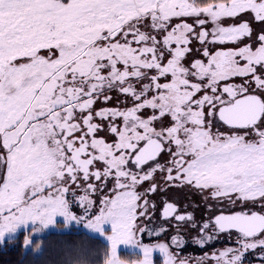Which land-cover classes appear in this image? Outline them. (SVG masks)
Returning <instances> with one entry per match:
<instances>
[{
  "label": "snow or ice",
  "instance_id": "6c2138e0",
  "mask_svg": "<svg viewBox=\"0 0 264 264\" xmlns=\"http://www.w3.org/2000/svg\"><path fill=\"white\" fill-rule=\"evenodd\" d=\"M243 14L264 24V0H0V243L26 231L24 247L38 252L31 237L60 218L104 238L102 264H126L122 247L140 257L128 264H154L156 254L162 264H244L250 251L264 253V34L255 48H204L206 62L184 63L194 39L251 37L248 21L222 23ZM112 92L132 106L96 110ZM105 129L111 142L98 135ZM157 173L169 186L251 205L200 223L163 205L162 218L194 230L201 248L233 232L238 247L192 258L173 250L186 243L179 234L143 244L137 221L152 219L145 196ZM109 181L112 195L98 204ZM146 181L147 193L137 191Z\"/></svg>",
  "mask_w": 264,
  "mask_h": 264
},
{
  "label": "rangeland",
  "instance_id": "374dc122",
  "mask_svg": "<svg viewBox=\"0 0 264 264\" xmlns=\"http://www.w3.org/2000/svg\"><path fill=\"white\" fill-rule=\"evenodd\" d=\"M240 21H248L250 23V26L252 28L251 37L243 38L237 44H224V45H221V46H223L225 48V50H227L229 48L243 47L245 44H251L253 46V48H255L258 45V43H259V41L257 39L258 35L264 34V24L257 23L254 20H252L250 14H243L242 16L237 17L235 20L225 19V20L222 21V23L225 26H227V25H230V24H233V23H238ZM187 22L192 23L193 22V18H187ZM194 27H197V29H199L198 25H194ZM205 27L210 30L212 25L209 24V25H206ZM251 39H252V41H251ZM212 45L216 46V44H212ZM207 46H210V45L209 44L201 45L199 43V41L194 39L192 44H191V46H190L193 49V51L189 53V57L190 58H195L196 57L197 59L201 57V58L204 59V61H207V57H204L203 56V52H202L204 50V48H206ZM110 95L112 96V99L109 100V101L116 105L115 108L119 107V106H117V104L119 102V98L118 97L114 98L116 95H113V94H110ZM111 108H113V107H111ZM99 109H101V108L98 107L97 110H99ZM147 110H149V109H147ZM147 110H145V111H147ZM103 123L106 124L107 122L105 121ZM117 123H118V121H117ZM213 128L215 130L214 126H213ZM220 130L221 131H225L221 127H220ZM225 132H227V131H225ZM98 135L103 136L106 140L111 142L110 139H109V135L111 136V134L107 132V129H105V131H103V132L98 133ZM152 182L153 181H146L144 184L149 186ZM155 182L159 185V187L157 189L158 192L156 191V193H162L164 196L167 197V199H169L171 201H174V202H178V203L182 204L183 206L189 208L191 211H193L194 217H197L199 219H202V217H207L204 214V211H206L208 213V215H210L211 213L213 215L216 212H218L219 210H223V209L224 210H233V209H235L234 207L236 205H238L239 209H241V210H248L249 208H252L251 205L244 206V205H241L239 202H237L235 205H232V204L228 203L226 200L214 199L210 195V190H205V191L201 192L200 190L192 188L190 186H169L162 179L160 173L156 174ZM111 184H112V182L109 181V186L106 187L103 192H98L96 197H94L97 200L98 204H99V200L104 195H106V194L107 195H112V193L109 191V189L111 187ZM143 190H144V187H143V184H142V185H140L138 187L137 191L143 193ZM184 200L187 201V202L189 201V203H184ZM72 210L75 213H77V214H81L83 212V209L78 207V206H76V205L73 206ZM252 210H256L257 211V210H259V208L258 207L257 208H253ZM93 211H97V209L94 208ZM137 225H138V227H141V223H139L138 221H137ZM72 227H75L78 230L80 229V230L86 231V233L89 234L88 231L86 229H84L82 226L73 225ZM152 229L146 230V232L144 234V237H145V239L149 238L150 242L149 243L144 242V244L166 243L165 242L166 238H163V240L160 239V236H162L164 234V232H161V234L159 236H157V235H154L152 233V231H153ZM68 230H69V228L65 229L64 225L62 223V220H60V218H58L57 227L49 229L43 234H46V233L51 232V231L65 232V231H68ZM20 233H23L24 235H27L26 231H22ZM20 233H17L16 236H11V237L6 238V240H12V239L18 237V235ZM43 234H39V235H43ZM150 234H152V235H150ZM178 234L181 235L184 240H185L184 237H186V239H187L186 241L192 240L193 243H195L194 237L196 236V232L190 233L188 230H185V228H182V229H180L178 231L177 228H176L175 229V233L171 236V238L173 236H175V235H178ZM89 235L98 238L99 240H101L103 243L106 244V241H104L103 237H99L98 235H95V234H89ZM141 235H140V239L142 237ZM35 237H36V235H33L31 238L33 239ZM236 237H237L236 234H233L231 236L222 235L218 239L214 240L212 243L208 244L204 248H201L200 246H198L196 244L198 247L194 246V247L188 248V249H192L191 252H179V253H180L181 256L199 258L201 256H204L205 253H208V254L216 253V252L221 251V250H223L224 248H227V247L235 248V247H238V245L236 244ZM171 238H170V240L167 243L171 242ZM152 240H153V242H152ZM193 243H189V244H193ZM185 245H186V243H185ZM24 249L27 251V250H31L32 248H31V246H29L28 248L24 247ZM173 250H176L175 247H173ZM40 251L37 252L35 250V253L38 254V253H40ZM121 252H123L125 254V258H122V257L121 258L126 261V264H128L129 261L138 260L140 258L139 256L131 255L130 254L132 252L131 249H125V248L122 247L121 248ZM261 255H264V253H261L260 249H257L255 252H251L250 251L245 257L244 264H260V256ZM154 264H162V258L159 256V254H156V256H154Z\"/></svg>",
  "mask_w": 264,
  "mask_h": 264
},
{
  "label": "trees",
  "instance_id": "16d2710c",
  "mask_svg": "<svg viewBox=\"0 0 264 264\" xmlns=\"http://www.w3.org/2000/svg\"><path fill=\"white\" fill-rule=\"evenodd\" d=\"M24 234L0 243V264H102L107 245L83 230L70 227L68 231H51L36 235L33 240L41 245L40 253L24 249ZM125 258L123 252L120 253Z\"/></svg>",
  "mask_w": 264,
  "mask_h": 264
},
{
  "label": "flooded vegetation",
  "instance_id": "af4514ba",
  "mask_svg": "<svg viewBox=\"0 0 264 264\" xmlns=\"http://www.w3.org/2000/svg\"><path fill=\"white\" fill-rule=\"evenodd\" d=\"M252 41V39H251ZM208 49V51L210 53H214L215 51L217 50H225V48L223 46H221L220 44H216V46L214 45H210V46H207L206 47ZM203 52V51H202ZM201 52V53H202ZM197 58H190L189 57V53L187 54L186 58H185V61L184 63L186 65L190 64L193 60H196ZM199 60H204L203 58H198ZM206 62V61H205ZM164 82H167V80H165ZM233 82L235 83H240L241 80L240 78H236ZM110 94H113V95H116L114 98H119V102L117 104V108H124V107H131L132 106V103H131V100L129 99L128 100V103L127 104H124L122 103V101H124L126 98L121 95L120 93L118 92H112ZM122 99V100H121ZM116 105L114 103H111L110 101H107V102H104L103 99H100L96 102V104L94 105V108L97 110V108H111V107H115ZM141 115H144L145 117L151 115V110H147V111H144ZM119 123V121H118ZM158 124L160 123L159 121L157 122ZM164 123H168V120L167 118L165 119ZM213 126L216 128L217 124L216 122L214 121L213 122ZM222 129H224L225 131L227 132H230L232 130L230 129H227L226 126H221ZM242 131V130H241ZM109 139L110 141L113 139L112 136L109 135ZM168 160H169V154L168 153H162L161 154V157H160V163L161 164H164V165H167L168 164ZM150 186V185H149ZM149 186L143 184V187H144V190H143V193H147V189L149 188ZM158 192V191H157ZM145 198H147L149 200L150 203H154L155 204V209H149V215L152 216V219L151 220H148L146 218H143L141 217L140 220H138L139 223H141V227H144L146 230L148 229H152V233H154V231H159L161 228H164L166 229L164 232V234L162 236H160V239L163 240V238H166L165 242L167 243L171 236L175 233V229H176V223L178 222H175L174 220H164L162 218V209H163V205L165 202H170V203H173L177 206L178 208V211L180 214H191L193 215V211H191L189 208L183 206L182 204L178 203V202H174V201H171L169 199H167L166 196H164L162 193H147ZM184 203H189V201H185L184 200ZM235 209L233 210H219L218 212H216L215 214L212 215V213L210 215H208V213L206 211H204V214L207 216V217H202V219H199L197 217H195L196 221L198 223L202 222V221H207L209 220L210 218L216 216V215H219V214H232V213H235V212H239V211H242L241 209H239V206L236 205L234 207ZM259 211V210H257ZM194 216V215H193ZM185 230H188L190 233H193L195 232L194 230H189L187 228H185ZM146 232V231H145ZM144 233H142V237H141V241L142 243L144 244V242L146 243H149L150 242V239L144 237ZM166 232V233H165ZM233 234H236L235 232L231 233V235ZM152 235V234H150ZM222 235H227V236H231L229 235L228 233H223L221 234L220 236ZM237 235V234H236ZM185 238V241L187 240L186 237ZM153 242V240H152ZM189 243H193L192 240H188L186 241V245H184V248L183 249H176L174 251H178V252H191L192 249H188L190 247H198L196 245V243H193V244H189ZM174 247V246H173Z\"/></svg>",
  "mask_w": 264,
  "mask_h": 264
}]
</instances>
